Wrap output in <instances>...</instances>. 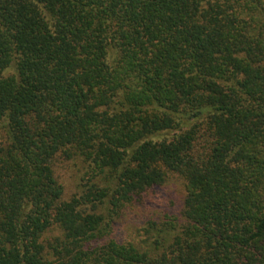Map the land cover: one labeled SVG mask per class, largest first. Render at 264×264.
I'll list each match as a JSON object with an SVG mask.
<instances>
[{"label": "trees", "instance_id": "obj_1", "mask_svg": "<svg viewBox=\"0 0 264 264\" xmlns=\"http://www.w3.org/2000/svg\"><path fill=\"white\" fill-rule=\"evenodd\" d=\"M0 264H264V0H0Z\"/></svg>", "mask_w": 264, "mask_h": 264}, {"label": "rangeland", "instance_id": "obj_2", "mask_svg": "<svg viewBox=\"0 0 264 264\" xmlns=\"http://www.w3.org/2000/svg\"><path fill=\"white\" fill-rule=\"evenodd\" d=\"M65 178H66V180H65L66 188L68 190H71V188L73 187L72 181H71L72 178L69 176H67ZM163 190H164L163 192H158L155 194L156 195V196H154L155 203H157V202L161 203L162 199H164V202L166 203V198H169L171 196L172 197H178L181 195L180 185L176 181H172V183L169 184L168 186H166ZM124 230H125L126 237H128V238L134 237L135 230L132 226H127L126 224H124ZM134 238H136V236Z\"/></svg>", "mask_w": 264, "mask_h": 264}]
</instances>
